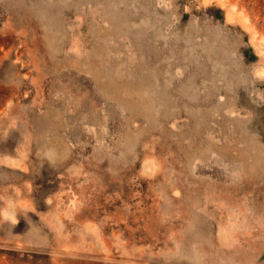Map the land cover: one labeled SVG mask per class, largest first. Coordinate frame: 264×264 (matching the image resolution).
<instances>
[{"label": "rangeland", "instance_id": "1", "mask_svg": "<svg viewBox=\"0 0 264 264\" xmlns=\"http://www.w3.org/2000/svg\"><path fill=\"white\" fill-rule=\"evenodd\" d=\"M0 264H264V0H0Z\"/></svg>", "mask_w": 264, "mask_h": 264}]
</instances>
